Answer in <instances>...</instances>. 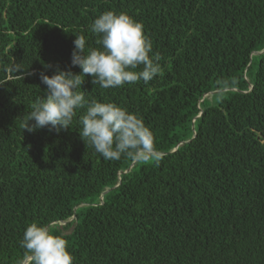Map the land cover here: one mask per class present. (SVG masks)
<instances>
[{"label":"trees","instance_id":"16d2710c","mask_svg":"<svg viewBox=\"0 0 264 264\" xmlns=\"http://www.w3.org/2000/svg\"><path fill=\"white\" fill-rule=\"evenodd\" d=\"M109 10L143 25L161 73L109 89L85 75L81 90L142 117L156 160H105L78 116L59 134L22 127L39 74H79L75 35L98 47L90 25ZM260 51L264 0H0V264L24 258L33 221L73 264H264Z\"/></svg>","mask_w":264,"mask_h":264},{"label":"clouds","instance_id":"9594fccd","mask_svg":"<svg viewBox=\"0 0 264 264\" xmlns=\"http://www.w3.org/2000/svg\"><path fill=\"white\" fill-rule=\"evenodd\" d=\"M90 30L99 37L98 47L87 46L84 35H75L73 41L71 66L79 67V74L70 70H57L51 76L39 74L46 91L31 104L23 130L32 133L48 128L59 134L70 129L78 116L80 138L105 160L124 157L143 163L159 159L154 134L142 117L115 103L88 99L87 92L81 90L85 75L91 77L93 85L104 89L141 81L148 83L158 76L160 57L150 55L151 39L141 23L127 13L111 10L97 16ZM11 69L23 71L15 63ZM19 244L25 253L19 264H24V260L29 264H73L74 257L67 249L66 239L39 222L26 226Z\"/></svg>","mask_w":264,"mask_h":264},{"label":"water","instance_id":"95a60500","mask_svg":"<svg viewBox=\"0 0 264 264\" xmlns=\"http://www.w3.org/2000/svg\"><path fill=\"white\" fill-rule=\"evenodd\" d=\"M131 167H132V166H130V168H131ZM106 192H107V191H105L104 193H106ZM104 193H103V194H104ZM100 201H101V198H100ZM24 264H25V263H24Z\"/></svg>","mask_w":264,"mask_h":264},{"label":"rangeland","instance_id":"374dc122","mask_svg":"<svg viewBox=\"0 0 264 264\" xmlns=\"http://www.w3.org/2000/svg\"><path fill=\"white\" fill-rule=\"evenodd\" d=\"M128 171H130V170H127V171H125V172H123V173H126V172H128ZM122 173V172H121Z\"/></svg>","mask_w":264,"mask_h":264}]
</instances>
